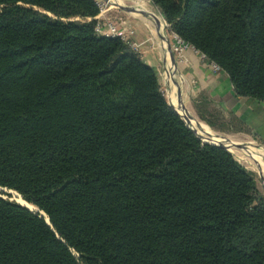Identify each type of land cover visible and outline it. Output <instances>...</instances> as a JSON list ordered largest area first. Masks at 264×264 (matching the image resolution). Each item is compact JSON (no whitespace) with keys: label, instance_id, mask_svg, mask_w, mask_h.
<instances>
[{"label":"trees","instance_id":"16d2710c","mask_svg":"<svg viewBox=\"0 0 264 264\" xmlns=\"http://www.w3.org/2000/svg\"><path fill=\"white\" fill-rule=\"evenodd\" d=\"M150 1L264 102V0ZM99 13L0 0V187L39 210L0 192V264H264L254 172L188 126Z\"/></svg>","mask_w":264,"mask_h":264},{"label":"crops","instance_id":"0c3cea01","mask_svg":"<svg viewBox=\"0 0 264 264\" xmlns=\"http://www.w3.org/2000/svg\"><path fill=\"white\" fill-rule=\"evenodd\" d=\"M117 2L106 15L129 25L128 35L143 60L157 70L168 103L175 109L184 108L190 123L204 132L193 128L194 131L207 139L243 145L240 149L249 151L245 155L254 159L256 165L258 162L263 177L264 167L255 155L264 158V102L238 96L228 74L214 70L193 48L186 47L181 54L166 49L159 23L150 17L153 13L149 9L144 8L147 14L140 16L139 11L132 9V0ZM253 143L263 147H249Z\"/></svg>","mask_w":264,"mask_h":264},{"label":"built area","instance_id":"2783aa9c","mask_svg":"<svg viewBox=\"0 0 264 264\" xmlns=\"http://www.w3.org/2000/svg\"><path fill=\"white\" fill-rule=\"evenodd\" d=\"M132 1L134 8L145 10L144 9L146 3L145 0H132ZM95 2L100 9V13L97 16V23H96L97 32L105 36L120 38L121 40L126 42L131 49L138 52V48L136 44L131 41L128 35L129 25L128 24L125 25L126 22L123 20L110 18L106 15L109 11H111L112 8H115L116 4L118 3L117 0H95ZM158 23L164 37L163 45L166 49H169L170 51L177 50V52L181 54V50H183L186 47H190L188 44L184 43L176 35H170L166 32L167 23L163 18V16L159 18ZM165 33H167L168 37H166ZM168 43L170 44V48ZM200 55L203 59L207 60L204 54L200 53ZM209 64L213 67L214 70L217 71L221 70L215 63L209 62ZM161 89L164 92V94H166V90L162 87ZM176 111L184 118L186 123L193 129L194 127H192L191 124L188 122L189 116L186 110L180 106L179 108H177Z\"/></svg>","mask_w":264,"mask_h":264},{"label":"rangeland","instance_id":"374dc122","mask_svg":"<svg viewBox=\"0 0 264 264\" xmlns=\"http://www.w3.org/2000/svg\"><path fill=\"white\" fill-rule=\"evenodd\" d=\"M145 8L146 9H149V11L150 12H152L153 13V16H150V17H152V19H154V20H157V18H161L162 17V15H161V13L159 12V10L156 8V7H154L153 5H152V3H151V1H148V0H145ZM132 4H133V1H132ZM36 9H38V8H36ZM140 15V14H139ZM143 14L141 13V15L140 16H142ZM165 35H166V37H168V35H167V33H165ZM133 50V49H132ZM135 51V50H134ZM175 109V108H174ZM175 110H177V109H175ZM191 124V126L194 124L195 125V123H193L192 124V122L190 123ZM194 125L192 126V127H194ZM197 125V124H196ZM221 137V136H220ZM209 140V139H208ZM209 141H212V140H209ZM224 143H228L227 141H224ZM248 145H250V144H248ZM249 147H252V148H260V147H263V146H261L260 144H257V143H253L252 145H250ZM227 149H229L228 147H226ZM231 148L234 150H238L239 151V153L238 154H233L232 152V154L235 156V158L237 157L238 158V156H240V155H242V156H240L241 158H236L243 166H245L248 170H250V171H252V172H254V174H255V179H256V182H257V186H258V189L260 190V192L264 195V175H263V177L260 175V171H259V167L260 166H257L258 165V162H257V165H256V161H254V159H249L247 156H245L244 155V152H243V150L242 149H240V148H238V147H234V146H231ZM264 148V147H263ZM7 193H9V192H7ZM10 195H11V199H13V200H15V201H18V202H20V203H23L24 204V202H21V200L23 201V199L17 194V193H15V192H12V193H9ZM21 198V200H20V198ZM37 208H35L34 207V210H36ZM46 216V215H45Z\"/></svg>","mask_w":264,"mask_h":264},{"label":"water","instance_id":"95a60500","mask_svg":"<svg viewBox=\"0 0 264 264\" xmlns=\"http://www.w3.org/2000/svg\"><path fill=\"white\" fill-rule=\"evenodd\" d=\"M133 10H136V11H139L140 13H142V14H147L145 11H143V10H140V9H137V8H132ZM157 22H158V20H157ZM168 45H169V48H170V44L168 43ZM171 52V51H170ZM172 58H174V56L172 55ZM189 126V125H188ZM190 127V126H189ZM194 130V129H193ZM196 132V131H195ZM197 134H198V136H200V137H202V138H204L205 140H207V141H209L205 136H203V135H201L200 133H198V132H196ZM209 142H211V143H213V144H216V145H219V146H221V147H223V148H225V149H227L226 147H231V146H234V147H238V148H242V147H244L243 145H241V144H238V143H233V142H229V143H224L223 141L221 142V141H218V142H215V141H209ZM228 150V149H227ZM229 152H231L230 150H228ZM1 191H3V192H9V193H12V192H15V193H17L16 191H13V190H9V189H7V188H5V187H0V192ZM19 196H21L19 193H17ZM18 202V201H17ZM20 203V202H19ZM21 205H23V206H26L27 208H29L30 210H34V208H30L29 206H27L26 204H23V203H20ZM36 211H39L38 209H36ZM43 216H45V213H43V212H40ZM46 221L49 223V219L48 218H46Z\"/></svg>","mask_w":264,"mask_h":264},{"label":"bare ground","instance_id":"6f19581e","mask_svg":"<svg viewBox=\"0 0 264 264\" xmlns=\"http://www.w3.org/2000/svg\"><path fill=\"white\" fill-rule=\"evenodd\" d=\"M158 20H159V18H157ZM188 122L190 123V120H188ZM193 124V123H192ZM194 125V124H193ZM192 125V126H193ZM194 128L196 129V130H198L199 132H202L203 130H201V128H199V127H197V126H195L194 125ZM204 132V131H203ZM203 135V134H202ZM228 150H230L233 154L235 153V154H238L239 153V151L238 150H233V149H231V148H229ZM244 152V155L246 154V152H249L247 149L246 150H244L243 151ZM240 156H242V155H240ZM240 156H238V158H241ZM246 156V155H245ZM253 156V155H252ZM255 157L257 158V160L260 162V164L261 165H263V167H264V158L263 157H261L259 154L258 155H255ZM254 157V158H255ZM237 158V157H236ZM237 158V159H238ZM19 197V196H18ZM21 197V196H20ZM19 197V198H20ZM20 200H21V198H20ZM21 202H24V204H26L27 206H29L30 208H34V206L33 205H31V204H28V203H26L24 200L22 201L21 200Z\"/></svg>","mask_w":264,"mask_h":264}]
</instances>
